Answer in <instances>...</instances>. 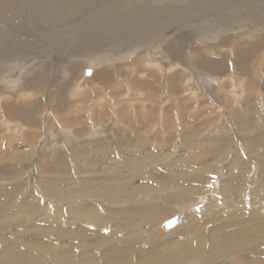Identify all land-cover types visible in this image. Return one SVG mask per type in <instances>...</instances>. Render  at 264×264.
I'll list each match as a JSON object with an SVG mask.
<instances>
[{
	"label": "rangeland",
	"instance_id": "374dc122",
	"mask_svg": "<svg viewBox=\"0 0 264 264\" xmlns=\"http://www.w3.org/2000/svg\"><path fill=\"white\" fill-rule=\"evenodd\" d=\"M196 1L187 0L189 8L194 7L193 4ZM96 9L86 16L90 17L88 19L89 22L85 19L79 23L72 22L70 24L65 23L64 25L60 23L53 29L60 30V28L65 26L68 33L63 34L60 30L61 34L57 35L52 32L51 36H49L51 38H46L39 35V33H42V29L38 25V22L41 20L37 22L35 12L29 8L27 3L23 5L19 2L18 6H14V14L18 23L15 27L21 28L19 32L22 33L20 42L23 47L19 53H21V50H24L25 54L30 56L33 53L28 54L27 52H32L33 49L38 53L39 59L36 67L43 72L45 82L41 87L30 88L29 91L27 90V85H10L8 90H0L2 92L0 93V97L2 98L0 99V124L3 125H0V169L5 170L9 168V171H6V173L5 171L3 173L0 172V194L10 195L11 197V200L7 204L8 208L3 212L0 211V253H2L5 247L14 245L18 241L34 242L33 239H37V236L48 237L50 256L39 264H56L52 261V258L62 250L61 247L66 248L71 244L68 243L67 239L64 240L63 237L51 239L49 237L51 233L46 235V232H50V229L62 230L68 228L71 230L72 226L81 229L82 221L77 222L75 218H83L89 211H99L100 215L110 218L108 222L115 220V222L119 223L133 221L136 216V213L132 211L134 208L171 206L173 211L166 214L162 222L176 217L175 215L178 216L179 211L186 207L182 211L185 215L190 210L204 206L205 197L212 195L217 190H213V177L217 178L218 184L229 182L230 168L233 170L232 162L235 159L241 162L240 166L234 170V175L239 177L238 181L252 184L258 187L259 191L264 187V164L260 163L261 160H264V49L261 59H257L259 56L257 58L254 57L247 69L240 70L235 64L237 59L236 57L233 59V48L228 49L229 52L227 54L229 55L230 63L229 70L225 74L213 76L211 73L196 69L199 71L200 76H197L196 72H192L193 78L190 82L186 81V84L178 85V88L174 91L177 93V100H175L178 104L177 114L174 116L171 113L173 117H170L171 119L168 120L165 117L166 112L164 110L174 105V96L172 97V94L169 92V85H159L152 80L149 83L152 82L155 85L138 86L127 83L128 85H122L119 88L117 86L122 81L120 73L119 78L121 79L116 80L105 91V89H100L103 86L99 85V82L91 78L94 73L91 74V71L88 73L89 69L81 72V67L79 66V71L76 75L68 71L66 64L74 65V63H77L80 65L84 60V52L75 53L79 51L76 48L86 47V51L94 49L92 53L94 54L100 46L99 43H104L110 39L108 38L110 36H106L105 33L103 36H99L97 33L100 32V28L107 30V26H102L106 23L110 8L106 10L105 14L101 13L103 15L99 17L96 14ZM101 10L103 11L104 9ZM221 11H223V16L228 13H231L233 16L235 13L234 9H222ZM46 13L48 14V11ZM153 14H147L151 15L146 16L147 18L140 17L141 19L145 18L143 19L145 21L144 25L148 24L149 27L154 28V26L157 27L160 24L165 25L166 23V25H169L175 22L174 19L171 20L167 17L169 16L168 14ZM225 18L226 21H234L228 17ZM80 19L83 20L82 18ZM239 20L242 19L238 17L235 21L239 23ZM74 22L77 21L74 20ZM120 22V20L114 19L109 24L112 23L111 25L115 26V24H119ZM111 25H109L108 30H112ZM218 25L220 24L214 22L199 27L195 25V27L193 26L188 29H192L196 33L207 31L212 33L213 29ZM134 28L137 29V25H134ZM30 29L33 31V34ZM236 30L238 29H233L229 26L220 28L221 33ZM196 33H192V36L197 37L196 41L200 40L198 41L199 43L202 42L203 45L207 46L201 38L205 33L201 35H196ZM128 35L129 33L122 37ZM241 35L232 38L226 34L225 38L231 42L241 43L253 37L258 39V36L255 35ZM63 39L66 42L68 39L70 40L69 46L67 45L66 48L61 45ZM36 46H40L41 49H35ZM6 52H8V49ZM33 61L36 62L37 60ZM144 61H146V58H144ZM51 62L58 63H56V67H50L49 63ZM164 62L168 66H171L169 61L165 60ZM256 65H258V73L254 72ZM180 67L168 68L167 72L165 70L160 74L165 79L169 74L174 75L177 71L183 69ZM125 70L126 74L132 70V63H129V66ZM148 71L146 69L143 70L139 74L140 78L144 77ZM181 72H183V77L188 76L185 69L181 70ZM210 75L213 77L211 78ZM88 78L91 79L88 80ZM55 81L57 82L51 84ZM67 81H69V86L65 90V99L69 106L58 111L55 108V88L57 84H63ZM222 85L229 93V96H225L228 94H224L220 90L219 86ZM154 86L156 90L152 95ZM126 100H130V103H126ZM11 101L37 102L38 108L35 110L33 121L25 123L22 119H18L17 126L9 124L7 128L6 122H12L6 114L4 104ZM140 104H142V107ZM152 107L156 110V113H159L157 115L145 114V110L149 111V108ZM254 109L256 110L254 111ZM236 112L247 113L246 123H242L236 117ZM65 117L68 118L66 119ZM183 119L185 120L182 121ZM189 119L192 121L190 122L191 126L198 124L199 130H196L194 136L198 139V144H203V142H206V144L211 143L213 132H215L214 138L223 137L227 147H229L224 153L216 151L207 158V162L202 160L207 165H212L213 158H216L218 159V166L215 162L214 164L216 165H212L214 169L206 165L207 168H205L203 173L206 182L199 189L195 188V185L199 181L197 177L203 169L202 161L198 160V162L190 163L188 161L189 157L197 151H187L184 147L189 139L188 125L185 131L186 120ZM216 120L218 123H215ZM220 120L225 123H222ZM144 121L147 127H144V129L143 125L145 123H143L140 129H144V131L140 133L139 123ZM241 124L252 127V131L244 132L245 127ZM78 125L80 127L76 128ZM63 126H67L68 130L64 129V132L62 130ZM14 127H18V129L13 131ZM120 129H126L122 132V135H118ZM150 129H152V132L147 137L154 136L155 141L159 140L162 142L160 138L170 137L173 131H175V138L171 137L168 143H160L162 146L159 152L155 154L154 150L149 148L150 145L141 140L145 134H148L147 131ZM98 130L103 131V134L99 133L98 138H92L93 131ZM159 130L165 132L163 133ZM210 132H212V135ZM8 135H14V138H16L15 143L11 146L5 145L6 143L4 142ZM46 136H49V138ZM63 136H65V140ZM29 137L30 140H28ZM247 137L248 139H246ZM67 139L70 140V145L68 146L70 152L60 150L62 145L66 146L64 142ZM50 140L51 143L48 142ZM55 140H58L57 146L63 142L59 148H51L52 145H55L52 143ZM254 141L257 144L253 145ZM84 142H90L91 145L86 148L83 144ZM46 143L51 146L48 147ZM199 148L200 146L197 147V149ZM8 151H25V155L27 152H32V154L27 155L24 159L22 158L25 155L22 154L18 159L4 162L1 157ZM38 151H43V157H40L38 168H33L32 175H29V169L23 168L22 160H24L25 164L31 156L37 155ZM112 153H114L115 157L109 159L107 155ZM148 156H150L151 160L146 162L148 160L146 157ZM62 158L65 159V164L67 163L65 166L59 163ZM231 158L233 161L230 162ZM46 160H49L51 163L47 169H43V163ZM130 162L136 163L133 170H129L127 166ZM114 164L117 167H114ZM183 164L184 166L182 167L181 165ZM172 165L180 166L181 168L177 173H174L173 169L169 167ZM113 168L115 169L114 171ZM39 173L44 175V177L38 178L40 177ZM250 173H254L255 177L251 176L252 178H250ZM173 175L179 177L184 188V193L180 197L182 200H173L178 194L174 188L173 194L168 197L163 195L162 200L160 194L163 193L164 189L162 186L158 187L156 183L160 180L163 182L164 179ZM113 184H124L126 190L128 187H131L130 191L133 194L126 196V192L124 194L123 192L115 191L109 196L105 191H110L109 188ZM57 188L61 189L62 192L57 193L55 191ZM203 190L208 194L204 195ZM31 192L36 193L39 200L38 208L36 209H30L29 206L25 207V202L30 197ZM144 193L148 195L149 201L144 202L140 200V197L138 198V196ZM234 201L235 199L232 196L230 206L235 207ZM48 210L49 213L47 212ZM119 210H123L121 215L117 214ZM229 211L231 212V210ZM66 215H70L71 217L67 218ZM75 215L77 216L75 217ZM199 217L203 216L199 215ZM57 219H63V221H55ZM201 224L202 222L198 223L199 226ZM151 227H139V237L143 240H149L152 236L158 237L164 230L163 224L161 227ZM164 228L166 229L165 224ZM181 228V224L177 228H173L175 232L171 235H174ZM92 241L93 239H88L84 243L82 242L81 246L78 247V252H82V254L86 253L87 246L92 244ZM222 262L224 261H220V263ZM225 262L228 263V261Z\"/></svg>",
	"mask_w": 264,
	"mask_h": 264
},
{
	"label": "bare ground",
	"instance_id": "6f19581e",
	"mask_svg": "<svg viewBox=\"0 0 264 264\" xmlns=\"http://www.w3.org/2000/svg\"><path fill=\"white\" fill-rule=\"evenodd\" d=\"M19 2L23 5L27 3L29 8L35 12L37 22L41 20L38 22V25L42 29V33H39V35L46 38H51L49 36H51L52 32L57 35L61 34V31L63 34L68 33L67 27L65 26L60 28L61 31L53 29L60 23H63V25L72 22L79 23L85 19L89 22L88 19H90V17L88 18L86 16L90 15L96 8H99L96 9L98 17L103 15L101 13L105 14L106 10L110 8L106 23L102 26H107V30L100 28V32H97L99 36H103L105 33L106 36H110L108 37L110 39L104 43H99L100 46L94 54H92L94 49L86 51V47L76 48L79 51L75 53L84 52V60L80 65L77 63H74V65L66 64L68 71L76 75L79 71V66L81 67V72L89 69L91 74L94 73L91 78L99 82V85L105 87L100 88L105 89V91H107L116 80L121 78L122 81L117 86L119 88L122 85L128 84L138 86L155 85L154 83L169 85V92L172 94V97L174 96V105L164 110L166 112L165 117L168 120L171 119L170 117H173L172 114L174 116L177 114L178 104L175 101L177 100V93L174 91L178 88V85L186 84V81L190 82L193 78L192 72H196L197 76H200L198 73L199 71L196 69L211 73L213 76L225 74L226 71L229 70L230 58L227 53L229 52L228 49L231 48L234 49L233 59L236 57L237 60L235 64L238 68L240 70L247 69L254 57L257 58V56H259L257 59H261V54L264 49V0H197L193 4L194 7L190 8L187 0H0V90L4 89V91L8 90L10 85H27V90L29 91L30 88L41 87L45 82L43 72L36 67V63L39 59V56H37L38 53H36L34 49L32 52H27L28 54L33 53V55L30 56L26 55L24 50H21V53H19L20 49L23 47L20 42L22 33L19 32L21 28L15 27L18 23L16 22V16L14 14V6H18ZM101 9L104 10L102 11ZM222 9H234L235 13L233 16L231 13L224 15L234 21H226V18L223 16V11H221ZM47 11L48 14L46 13ZM147 14H168L169 16L167 17L171 20L174 19L175 22L169 25H166V23L163 25L159 22L160 25L152 28L149 27L148 24L144 25L145 21L143 19L147 18L146 16H151ZM140 17L145 18L141 19ZM238 17L242 19L239 20V23L235 21ZM114 19H118L121 22L112 26V23L109 24V22ZM74 20L77 22H74ZM252 20H254V23ZM214 22L220 25L217 26L218 30L216 27L213 29L212 33H209L210 31L196 33L194 30L188 29L193 26L195 27V25L199 27ZM109 25L112 26V30H108ZM134 25H137V29L139 30L135 29ZM224 26H229L230 28L238 30L221 33L220 28ZM127 33H129L128 36L122 37ZM192 33H196V35L205 33L201 38L207 46L203 45L202 42L199 43L198 41L200 40L196 41L197 37L194 35L192 36ZM226 34L232 38L241 34V36L255 35L258 36V39L253 37L250 38V40L247 39L242 41L243 43L231 42L226 40ZM69 43V39L67 42L63 39L61 45L66 48L67 45L69 46ZM7 49L8 52H6ZM35 49H41V47L36 46ZM144 58H146V61H144ZM162 59L163 61H161ZM33 60L37 61L35 62ZM165 60L169 61L171 66H168L167 63L164 62ZM259 61L261 62V60ZM56 63L58 62L49 63L50 67H56ZM129 63H132V70H127L128 73L126 74L125 68L129 66ZM176 66H181L180 68L185 69L188 76L183 77V72H181L183 69H180V71H177L174 75L169 74L165 79L160 74L165 70L167 72L168 68L172 69ZM257 67L258 65H256V69L254 70L255 73H258ZM145 69L149 71L144 77L140 78L139 74ZM234 72L236 73V71ZM119 75L122 77L119 78ZM213 76H211V78ZM48 77L50 76L48 75ZM91 78H88V80ZM152 80L154 83H149V81ZM56 82L57 81L51 84ZM68 86L69 81L63 84H57L55 88V108L58 111L66 106L68 108L69 106L65 99V90ZM219 88L224 94H228L225 96H229V93L223 88V85L219 86ZM155 90L156 88L154 86L152 95ZM0 93L2 92L0 91ZM0 99L2 98L0 97ZM126 103H130V100H126ZM140 105L142 107V104ZM256 107L258 106L256 105ZM37 108V102L11 101L10 103H5L4 109L12 122H6L7 128L9 124L17 126L18 119H22L25 123H31ZM149 109V111L144 109L145 114L157 115L159 113H156L153 107ZM255 110L256 109H254V111ZM235 115L242 123H246L247 113L236 112ZM65 118L67 119L68 117ZM184 120L185 119L182 121ZM224 121L221 122L225 123ZM190 122H192L190 119L186 120L185 131L188 125L187 131L189 139L184 147L187 151H197L194 155L189 157L188 161L190 163L198 162V160H205L207 162V158L216 151L224 153L228 150L229 147H227L223 137L214 138L215 132H213L211 143L206 144V142H203V144H198V139L194 137L196 130H199L198 124H196V126H191ZM143 123H145V121L139 123V129ZM215 123H218L217 120ZM241 125L245 127L243 130L244 132H251L253 129L245 124ZM78 127H80V125L76 128ZM144 127H147L146 123L143 125V128ZM16 129H18V127H14L13 131ZM64 129L67 131V126H63L62 130L65 132ZM144 129H140V133H143ZM124 130L126 129H120L118 135H122ZM159 131L165 132L162 130ZM147 132L148 134H145L141 140L147 142L150 145L149 148H152L155 154L159 152L162 146L160 143H168L171 137L175 138V131H173L170 137L160 138L162 142L159 140L158 142L154 140V136L147 137V135L151 134L152 129ZM70 133L72 134V132ZM99 133L103 134V131H93L91 137L98 138ZM210 133L212 135V132ZM245 136H247V134H245ZM46 137L49 138V136ZM63 137L65 140V136ZM15 139L14 135H8L4 140L6 143L5 145H13ZM246 139H248V137ZM28 140H30V137ZM57 141L58 140L52 142L55 144L52 146L48 143L46 144H48V147L51 146V148H59L63 142L57 146ZM48 142L51 143V140ZM64 143L66 146L62 145L60 150L70 152L68 149L70 140L67 139ZM83 144L86 148L91 145L90 142H84ZM255 144H257L256 141H254L253 145ZM198 146H200L199 149H197ZM45 148H47V146H45ZM21 152L8 151L4 156L2 155L1 159L4 162H11L14 159H18L22 154L25 155V151ZM42 153L43 151H38L37 155L31 156L25 164L24 160H22L23 168L29 169V175H32L33 168H38L40 157H43ZM31 154L32 152H27L22 159ZM107 156L109 159L115 157L114 153ZM149 157L150 156L146 157L148 159L146 162L151 160ZM231 161H233L232 158L230 159V162ZM206 162H201L203 169L197 177V180H199L195 185L197 189L205 185L206 180L203 175L205 168L210 167L214 169L212 165L214 162L217 164L218 159L213 158L212 165H207ZM50 163L49 160H46L43 163V169H47ZM59 163L62 166L67 164H65L64 158H62ZM232 163L233 170L230 168L229 182H226V184H218L217 178L213 177V190H217L212 195L205 197L204 206L190 210L185 215L182 211L186 207L181 209L178 216L175 215L176 217H173L176 218V223L170 228L165 229L164 222L167 220L164 222L162 221L166 214L173 211L171 206H152V208L142 209L134 208L132 211L136 213L135 219L125 223L115 222V220L108 222L110 218L100 215L99 211H89L83 218H77V215H75L77 222L82 221L81 229L72 226L71 230L68 228L62 230L50 229V232H46V235L51 233L49 234L51 239L63 237L64 240L67 239L68 243L71 244L66 248L61 247L62 250L52 258V261L56 264H264V187L259 191L258 187L252 184L238 181L239 177L234 175V170L240 166L241 162L235 159ZM260 163L264 164V160H261ZM135 164V162H130L127 165L129 170H133ZM216 164H214V166ZM181 166L183 167L184 164ZM114 167H117V165L114 164ZM169 167L173 169L174 173H177L181 168L175 165ZM109 170L111 169L109 168ZM114 170L113 168V171ZM4 171L6 173V171H9V168L5 170L0 169L1 173ZM39 175L40 177L38 178L44 177V175L40 173ZM251 176L255 177V174L250 173L249 177L252 178ZM156 184L158 187L162 186L164 189L163 193L160 194L162 200L163 195L168 197L173 194V188L178 192L173 200H182L180 197L184 193V188L178 176L173 175L164 179L163 182L160 180ZM130 188L131 187H128L126 190L124 184H113L109 188L110 191L106 190L105 192L109 196L115 191L123 192L124 194L126 192V196H130V194H133ZM74 189L76 190V188ZM60 190L61 189L57 188L55 191L61 193L62 190ZM203 194L207 195L208 193H205V190H203ZM133 196L136 198L135 195ZM232 196L235 199V207L230 206ZM139 197L140 200L144 202L150 200L145 193L138 196V198ZM27 199L28 200L25 202L26 208L27 206H29L30 209L38 208L39 200L36 193L31 192L30 197ZM10 200V195L0 194V211L3 212L8 208L7 204ZM229 210H231V212ZM122 211L123 210H119L117 214L121 215ZM47 212L49 213V210ZM199 215L203 217H199ZM66 217L70 218L71 216L66 215ZM59 220L63 221V219H57L55 221ZM199 222H202L201 226L198 225ZM162 224L164 230L158 237L152 236L149 240H143L139 237V227L150 228L153 226L151 228H154L155 226L161 227ZM180 224L182 228L174 235H171L175 232L174 229ZM88 239H93V241L92 244L87 246L86 253L82 254V252H78V247L81 246L82 242L84 243V241ZM48 240V237L37 236V239H33L34 242L18 241L14 245H8L3 249L2 253H0V264H39L50 256L48 250L50 244H48ZM222 260L224 262L220 263ZM225 261H228V263Z\"/></svg>",
	"mask_w": 264,
	"mask_h": 264
},
{
	"label": "water",
	"instance_id": "95a60500",
	"mask_svg": "<svg viewBox=\"0 0 264 264\" xmlns=\"http://www.w3.org/2000/svg\"><path fill=\"white\" fill-rule=\"evenodd\" d=\"M90 72V70H88V73ZM176 223V218H172L170 220H167L165 223V227L166 228H170L172 227L174 224Z\"/></svg>",
	"mask_w": 264,
	"mask_h": 264
}]
</instances>
